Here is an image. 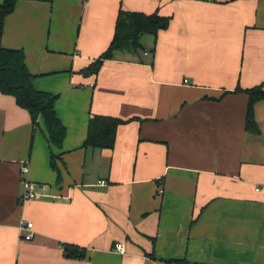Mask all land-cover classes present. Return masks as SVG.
Masks as SVG:
<instances>
[{"label":"crops","instance_id":"1","mask_svg":"<svg viewBox=\"0 0 264 264\" xmlns=\"http://www.w3.org/2000/svg\"><path fill=\"white\" fill-rule=\"evenodd\" d=\"M119 10L171 19L155 43L142 36L143 54L83 71ZM0 46L58 95L66 129L54 146L0 93V264H264V99L253 133L234 92L264 82V0H17ZM93 114L128 120L112 149L83 147ZM23 178L35 198L21 199ZM65 243L84 257H65Z\"/></svg>","mask_w":264,"mask_h":264},{"label":"trees","instance_id":"2","mask_svg":"<svg viewBox=\"0 0 264 264\" xmlns=\"http://www.w3.org/2000/svg\"><path fill=\"white\" fill-rule=\"evenodd\" d=\"M17 0H3L0 3V31L6 15L12 12ZM171 17L161 15L158 11L150 14L119 10L115 23V32L108 47L83 71L97 74L105 60L114 59L117 52L131 50L138 53L144 50L142 36L149 34L154 37V43L159 30L166 29ZM154 49H152L153 51ZM33 75L25 64L22 50L4 48L0 46V93L13 96L15 103L25 109L32 125H38L43 120L49 141L60 147L65 138L66 129L55 113L54 104L58 95L36 89L32 84ZM242 91L248 96L245 128L258 133L259 129L254 118V104L264 99V82L250 88L236 86L234 92ZM128 120L105 115H91L87 126V135L83 143L84 148L112 149L115 142L117 127ZM52 154L51 162L54 163ZM58 177V176H57ZM63 254L68 258H83L84 249L77 245L64 244Z\"/></svg>","mask_w":264,"mask_h":264},{"label":"built area","instance_id":"3","mask_svg":"<svg viewBox=\"0 0 264 264\" xmlns=\"http://www.w3.org/2000/svg\"><path fill=\"white\" fill-rule=\"evenodd\" d=\"M92 85V84H91ZM28 171V166L27 163L24 162L21 164V173L25 174ZM23 193L21 196L22 200L26 199H32L35 198L38 193L34 190V184L31 183L27 178H23ZM32 222L30 221H25L21 223V228L23 229V238L24 239H31L34 235V230L32 229L33 227ZM114 250L119 252V253H125V246L124 243L122 242H115L114 243Z\"/></svg>","mask_w":264,"mask_h":264},{"label":"rangeland","instance_id":"4","mask_svg":"<svg viewBox=\"0 0 264 264\" xmlns=\"http://www.w3.org/2000/svg\"><path fill=\"white\" fill-rule=\"evenodd\" d=\"M145 36H151V35H149V34H144L143 35V37H145ZM142 42H143V45L145 44V41H144V39L142 38ZM146 45H144V47H145ZM146 48V47H145ZM138 51H140L141 52V54H143V51L144 50H141V49H139ZM125 52H121V54H124Z\"/></svg>","mask_w":264,"mask_h":264}]
</instances>
